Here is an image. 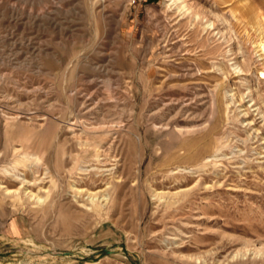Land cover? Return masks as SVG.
Returning <instances> with one entry per match:
<instances>
[{
	"label": "rangeland",
	"instance_id": "obj_1",
	"mask_svg": "<svg viewBox=\"0 0 264 264\" xmlns=\"http://www.w3.org/2000/svg\"><path fill=\"white\" fill-rule=\"evenodd\" d=\"M261 39L264 0H0V264H264Z\"/></svg>",
	"mask_w": 264,
	"mask_h": 264
},
{
	"label": "bare ground",
	"instance_id": "obj_2",
	"mask_svg": "<svg viewBox=\"0 0 264 264\" xmlns=\"http://www.w3.org/2000/svg\"><path fill=\"white\" fill-rule=\"evenodd\" d=\"M263 42H264V39H261L258 42V45L261 48V50L263 49V53H264V43ZM159 111H160V109H159ZM172 121H171L170 118H167L166 119V117H165V118H161V120H159V122L157 124H159L161 127H171L172 126ZM97 124H98L97 126L88 128L89 129L88 131H91L92 133H94L96 135V138L94 139L91 147H88L87 149H85V151H87V152L90 151V150L93 151L94 152V156H95L96 159L97 158H101V156H103L104 153L107 150V149L106 150L103 149L104 148L103 146H104V143H105V140H106V133L108 131V130L106 131L104 129V120L103 119L99 120L97 122ZM224 147H225V145H224L223 141H221V140L217 141L216 142V146L214 147L215 148V152L222 151V149ZM33 159H38V156H37L36 153L31 152V151H24L22 155H19L18 156L17 162H18V164H22V166H25V165L29 164V162H31ZM36 168L37 167H35L34 169H36ZM23 181H25L27 183V185H31L32 184V182L30 180H25L24 179ZM30 182H31V184H30ZM25 189L27 190V188H25ZM74 189H76V193L79 194V195L87 194L86 200H89L92 204H95L96 201H99L98 203H102L104 200H106V198L104 196H103V198L101 200H99V198L102 195H98L97 193L88 192V193H84L83 194L82 192H85L84 189H80V188H74ZM5 192L7 194H12L11 197L12 198H16L17 200H19L21 198V196L19 195L20 192H17V190L16 191H11L10 189L5 188ZM27 196H28V198L36 199V203L38 204L37 205L38 207L41 206V205H43L44 202H45V199H43L42 197H40V195H37V194L33 193L32 191H28L27 192ZM86 204L87 203H83L84 206H86Z\"/></svg>",
	"mask_w": 264,
	"mask_h": 264
},
{
	"label": "built area",
	"instance_id": "obj_3",
	"mask_svg": "<svg viewBox=\"0 0 264 264\" xmlns=\"http://www.w3.org/2000/svg\"><path fill=\"white\" fill-rule=\"evenodd\" d=\"M127 1L129 2V4H133V3H135V2H137L139 0H127Z\"/></svg>",
	"mask_w": 264,
	"mask_h": 264
}]
</instances>
